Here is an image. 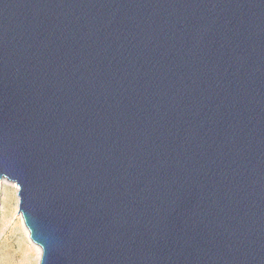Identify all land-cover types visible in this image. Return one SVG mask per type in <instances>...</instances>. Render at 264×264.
<instances>
[{
    "label": "water",
    "instance_id": "95a60500",
    "mask_svg": "<svg viewBox=\"0 0 264 264\" xmlns=\"http://www.w3.org/2000/svg\"><path fill=\"white\" fill-rule=\"evenodd\" d=\"M0 180L39 264H264V0H0Z\"/></svg>",
    "mask_w": 264,
    "mask_h": 264
},
{
    "label": "rangeland",
    "instance_id": "374dc122",
    "mask_svg": "<svg viewBox=\"0 0 264 264\" xmlns=\"http://www.w3.org/2000/svg\"><path fill=\"white\" fill-rule=\"evenodd\" d=\"M17 213V186L0 180V264H39L41 251L24 237Z\"/></svg>",
    "mask_w": 264,
    "mask_h": 264
},
{
    "label": "bare ground",
    "instance_id": "6f19581e",
    "mask_svg": "<svg viewBox=\"0 0 264 264\" xmlns=\"http://www.w3.org/2000/svg\"><path fill=\"white\" fill-rule=\"evenodd\" d=\"M19 218H20V223H21V227H22V229H23V231H24V234H25V236L24 237H26V238H29V234H28V230H27V228H26V226H25V224H24V222H23V220H22V217L19 215ZM19 226V225H18ZM20 228V227H19ZM30 241V240H29ZM32 248L34 249V248H36L39 252H40V248L36 245V244H34V243H32ZM27 251V250H26ZM27 253V252H26ZM28 254V253H27ZM35 255V254H34Z\"/></svg>",
    "mask_w": 264,
    "mask_h": 264
}]
</instances>
